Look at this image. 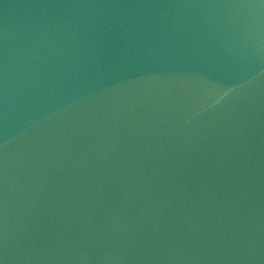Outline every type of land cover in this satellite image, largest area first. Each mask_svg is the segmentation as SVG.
<instances>
[{
  "label": "water",
  "instance_id": "1",
  "mask_svg": "<svg viewBox=\"0 0 264 264\" xmlns=\"http://www.w3.org/2000/svg\"><path fill=\"white\" fill-rule=\"evenodd\" d=\"M0 264H264V0H0Z\"/></svg>",
  "mask_w": 264,
  "mask_h": 264
}]
</instances>
